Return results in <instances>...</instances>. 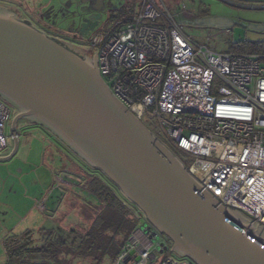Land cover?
Masks as SVG:
<instances>
[{
    "label": "built area",
    "instance_id": "built-area-1",
    "mask_svg": "<svg viewBox=\"0 0 264 264\" xmlns=\"http://www.w3.org/2000/svg\"><path fill=\"white\" fill-rule=\"evenodd\" d=\"M83 49L96 55L111 93L188 162L202 189L264 228V55L212 52L183 33L164 0H138L129 21L90 35ZM9 118L0 101V153ZM53 181L48 193L67 183L57 173ZM45 199L36 205L41 213ZM124 206L136 224L110 264H193L174 257L139 210Z\"/></svg>",
    "mask_w": 264,
    "mask_h": 264
},
{
    "label": "water",
    "instance_id": "water-1",
    "mask_svg": "<svg viewBox=\"0 0 264 264\" xmlns=\"http://www.w3.org/2000/svg\"><path fill=\"white\" fill-rule=\"evenodd\" d=\"M0 98L16 111L13 149L0 161L15 152L18 124L28 120L114 185L177 256L193 264H264V228L202 189L111 93L95 54L80 57L3 8Z\"/></svg>",
    "mask_w": 264,
    "mask_h": 264
},
{
    "label": "rangeland",
    "instance_id": "rangeland-1",
    "mask_svg": "<svg viewBox=\"0 0 264 264\" xmlns=\"http://www.w3.org/2000/svg\"><path fill=\"white\" fill-rule=\"evenodd\" d=\"M164 1L170 14L181 25L184 32L193 37L198 44L205 46L212 52H229L233 43L245 40L264 41V7L262 6L254 7L255 4L242 6L239 5V0ZM126 3L132 4L133 9L138 0H50L48 8H52L53 11L50 20L51 26H53V35L75 32L76 28L80 27L85 19L89 21L91 16L98 17L96 31L106 33L122 20L121 8ZM88 54L91 55V53ZM6 105L10 113L8 127L16 111L13 106L8 103ZM45 132L47 131L45 130ZM53 139L55 138L53 137ZM63 149L82 167L86 176H93L104 183L123 205H131L103 175L93 168L87 167V164L80 161L66 148ZM66 161L68 166L70 161ZM181 162L186 168L188 162ZM8 163H1L0 165H12V162ZM60 164L61 161L56 158L54 164H52L53 168H56L53 170V176L62 166ZM56 173L62 175L67 183H59L57 189L52 190L51 193H48V186L42 187L40 185L42 191L37 202H42L46 196L43 202L46 207L43 214L38 209H34L35 200L32 199V196L36 194V188L28 191L29 184H26V190L22 192L23 199L19 201L18 206L19 214L23 215L25 213L19 220L21 223L23 222L21 228L27 227L28 222L34 219L37 222V229L45 227L53 230V240L61 245V247H57L60 254L56 261H53L54 264H90L86 252L81 256L76 254L75 248L79 245L78 234L82 233L83 230L77 224L70 222L75 220V216L72 212L69 213V209L72 204L78 203V201L86 202L91 197L85 193L86 190L81 189L82 177H76V175L63 171ZM53 184L54 181L51 180V186ZM66 213L67 215L63 217ZM168 254H171V252L163 253L162 257ZM158 256H161V254H158ZM173 256L178 257L174 253ZM2 258L1 254L0 264H4Z\"/></svg>",
    "mask_w": 264,
    "mask_h": 264
},
{
    "label": "trees",
    "instance_id": "trees-1",
    "mask_svg": "<svg viewBox=\"0 0 264 264\" xmlns=\"http://www.w3.org/2000/svg\"><path fill=\"white\" fill-rule=\"evenodd\" d=\"M131 6L129 3L122 5L121 22L130 20ZM228 53L264 55V41L233 43ZM0 101L6 104L1 98ZM81 189L86 190L91 200L78 201L69 209V213L75 216V220L70 222L83 230L78 234L76 254L81 256L86 252L90 264H110L134 230L135 221L123 203L95 177L84 176ZM3 247L4 264H54L60 254L57 247L61 245L53 240L52 229L40 227L8 236L3 241Z\"/></svg>",
    "mask_w": 264,
    "mask_h": 264
},
{
    "label": "crops",
    "instance_id": "crops-1",
    "mask_svg": "<svg viewBox=\"0 0 264 264\" xmlns=\"http://www.w3.org/2000/svg\"><path fill=\"white\" fill-rule=\"evenodd\" d=\"M46 2L47 0H0V7L15 14L16 17L31 20L32 9L36 10V8L44 5ZM238 3L242 6L255 4L254 7L258 5L264 7V0H239ZM182 31L185 33L183 29ZM8 129L9 125L6 127V133L9 135ZM17 132L18 145L15 152L9 159L0 161V164L12 162L10 166L7 164L0 165V256L2 254V263L5 262L3 247L5 238L26 230H37V222L34 219L29 221L28 226L24 229L21 228L23 222L19 221L25 214H19L18 206L19 201L23 199L22 192L26 190V184H29L28 191L36 188V194L32 196V199L35 200L33 204L34 209H37L36 205L40 203V201L37 202V199L41 195L42 187L48 186L49 189L51 187L53 170L56 169L53 168L52 164H54L56 158L61 161L60 165H62L56 172H69L72 175H76V177H82V181L83 177L86 176L82 167L63 151V148L66 147L57 139H53V136L45 132L41 126L33 124L28 120H22L18 124ZM12 149L13 143L10 139L6 149L0 153V158H6ZM69 152L72 153L71 151ZM66 160L70 161L68 166Z\"/></svg>",
    "mask_w": 264,
    "mask_h": 264
},
{
    "label": "flooded vegetation",
    "instance_id": "flooded-vegetation-1",
    "mask_svg": "<svg viewBox=\"0 0 264 264\" xmlns=\"http://www.w3.org/2000/svg\"><path fill=\"white\" fill-rule=\"evenodd\" d=\"M48 5H50V0H47V2L44 5H41L40 7L36 8V10L33 8L32 12V19H22L19 18L21 21H25L32 26H34L36 29L44 32L46 35L51 37L52 39H55L57 42L61 43L62 45L66 46L68 49L76 53L80 57H91L90 54L86 53L83 49V45L87 41V39L90 37V35L96 33V27H97V19L96 16H91L90 20L87 21L85 19V23L81 24L80 27L76 28L75 32L71 33H61L57 35H53V26L50 23V20L52 19V8H48ZM2 7H0L1 9ZM6 10V9H5ZM60 32V31H59Z\"/></svg>",
    "mask_w": 264,
    "mask_h": 264
}]
</instances>
